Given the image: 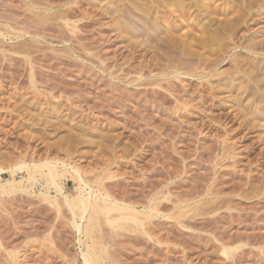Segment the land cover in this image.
Listing matches in <instances>:
<instances>
[{"label": "rangeland", "instance_id": "1", "mask_svg": "<svg viewBox=\"0 0 264 264\" xmlns=\"http://www.w3.org/2000/svg\"><path fill=\"white\" fill-rule=\"evenodd\" d=\"M114 1L0 0V183H18L0 191V264H264V0H183L182 17L141 0L160 20ZM44 161L66 165L69 199L89 192L75 166L107 205L156 206L146 236L70 212Z\"/></svg>", "mask_w": 264, "mask_h": 264}, {"label": "bare ground", "instance_id": "2", "mask_svg": "<svg viewBox=\"0 0 264 264\" xmlns=\"http://www.w3.org/2000/svg\"><path fill=\"white\" fill-rule=\"evenodd\" d=\"M106 1V0H105ZM114 1V0H113ZM122 1V0H121ZM125 1V0H124ZM143 1V0H142ZM141 0H126V2H119V4H118V6L119 7H122V6H128L131 10H132V8H136L138 5H140V9H142V11L140 10L139 11V9H138V11L139 12H141V13H144V14H146V16L147 17H149V18H159V20L160 19H162V18H165L166 17V15H168V14H164V13H160L158 10H156V8H153L152 6H153V3H157V5H159L160 7H161V5H162V7H161V10L162 11H164L163 10V6H165V5H167V8L169 9H173V7L174 6H176L175 8L176 9H173V11H171L170 10V12H173V15H175L176 14V12L178 13L179 11H176L177 9H179V8H177V6L178 5H175V4H180V6H181V3H182V1L183 0H168V2H164V0H155V2H153V3H151L150 1H148V3L150 2L151 4H147V6H146V8H145V3H143ZM144 1H147V0H144ZM154 1V0H153ZM161 1H162V3H161ZM166 1V0H165ZM195 1V0H194ZM197 1H199V0H197ZM211 1V0H210ZM224 1V0H223ZM230 1V3H231V0H229ZM228 1V2H229ZM234 1V0H233ZM33 2V1H32ZM36 2V1H35ZM67 2H68V0H67ZM66 2V3H67ZM115 2V1H114ZM118 2V1H117ZM116 2V3H117ZM196 2V1H195ZM218 2H219V0H218ZM235 2V1H234ZM30 3V2H29ZM34 3V2H33ZM32 3V4H33ZM120 3H121V5H120ZM184 3V2H183ZM182 3V4H183ZM199 3V2H198ZM224 3H225V1H224ZM229 3V4H230ZM35 4V3H34ZM76 4V3H75ZM74 4V5H75ZM78 4V3H77ZM205 4V3H204ZM215 4V3H214ZM262 4V3H261ZM28 5V4H27ZM114 5V4H113ZM225 5V4H224ZM263 5V4H262ZM31 6V5H30ZM33 6V5H32ZM134 6V7H133ZM158 6V7H159ZM207 5H205V7H206ZM213 6H215V5H213ZM264 6V5H263ZM118 7V8H119ZM144 9H143V8ZM156 7V6H155ZM160 7H159V9H160ZM179 7V6H178ZM186 7V6H185ZM187 7H188V5H187ZM192 7L194 8V6H193V4H192ZM209 7V6H208ZM216 7V6H215ZM215 7H213V11H214V9H215ZM262 7V6H261ZM30 8V7H29ZM51 8V7H50ZM52 8H54V7H52ZM71 8H73V6L71 7ZM80 9H78V10H81V7H79ZM116 8V7H115ZM128 8V9H129ZM181 8V7H180ZM210 8V7H209ZM209 8H207V9H209ZM263 8V7H262ZM68 9V8H67ZM67 9L65 10V12H63V10H62V12L63 13H60L59 15H58V13L59 12H55L54 13V15H55V17H56V19H58V18H68V19H66V20H64L65 21V26L63 25V27L64 28H66V27H70V32L69 33H71V34H74V29H75V21L73 22L72 20V24H70V23H67V20H69V17L71 18V16H69L70 15V13L71 12H76V9L74 10V8H73V10L74 11H72V9H70V10H68L67 11ZM121 9V8H120ZM146 9V10H145ZM182 9V8H181ZM197 9H199L198 7H197ZM206 9V10H207ZM212 9V8H211ZM119 10V9H118ZM117 10V11H118ZM134 10V9H133ZM145 10V11H144ZM175 10V11H174ZM184 10H185V8H184ZM189 10H191V9H189ZM232 10V9H231ZM236 10H237V8H236ZM51 11V10H50ZM49 11V12H50ZM59 11V10H58ZM87 11V10H86ZM121 11V10H120ZM136 12H137V10H135ZM186 11V10H185ZM212 11V12H213ZM257 11V10H256ZM80 12V11H79ZM82 12V11H81ZM80 12V13H81ZM124 12V11H123ZM132 13H133V11H131ZM149 12V13H148ZM150 12H152V13H150ZM167 12V11H166ZM182 12H183V9H182ZM190 12V11H189ZM202 12V11H201ZM207 12V11H206ZM211 12V11H210ZM239 12V11H238ZM34 13V12H33ZM117 13H119V12H117ZM131 13V14H132ZM135 13V12H134ZM175 13V14H174ZM188 13V12H187ZM200 13V12H199ZM233 13V12H232ZM257 13H259V12H257ZM38 14V13H37ZM42 14V13H41ZM62 14V15H61ZM78 14V13H77ZM85 14V16H86V13H84ZM87 14H88V12H87ZM124 14H126V13H124ZM140 14V13H139ZM154 14V15H153ZM156 14H158V16H156ZM179 14V13H178ZM194 14V13H193ZM193 14H192V16H193ZM201 14H203V12L201 13ZM233 14H235L234 16H239V14L237 15V13H233ZM49 13H48V16H46V17H49ZM52 15H53V13H52ZM51 15V17H53ZM79 15V14H78ZM98 15V14H97ZM181 17H182V15L184 16V12L182 13V14H179ZM186 15V14H185ZM254 15V14H253ZM261 15V14H260ZM36 16V15H35ZM38 16H39V14H38ZM80 16H83V14H81ZM85 16H83L84 18H85ZM88 16V15H87ZM87 16H86V18H87ZM90 16V15H89ZM100 16V15H99ZM115 16V15H114ZM113 16V17H114ZM134 16H135V18L138 16V15H134L133 14V18H134ZM141 17H143V15L141 14L140 15ZM146 16H144V17H146ZM201 16V15H200ZM211 16V15H210ZM245 16V15H244ZM248 16V15H247ZM51 17H49V18H51ZM74 17V16H73ZM79 17V16H78ZM97 16L95 15V17L93 16V18H96ZM115 17H117L118 18V16L116 15ZM143 17V18H144ZM146 17V18H147ZM173 17V16H172ZM176 17V16H175ZM43 18H44V16H43ZM75 18V17H74ZM77 18V17H76ZM80 18V17H79ZM88 18H92V17H88ZM97 18H99V17H97ZM110 18H112V16L110 17ZM128 18V17H127ZM138 18V17H137ZM140 18V17H139ZM192 18V17H191ZM233 18V17H232ZM238 18H240V16L238 17ZM243 18V17H242ZM241 18V19H242ZM254 18H256V17H254ZM181 18L179 17V20H180ZM245 19V18H244ZM244 19H242V20H244ZM252 19V18H251ZM58 20H60V19H58ZM63 20V19H62ZM116 20V19H115ZM167 20V19H166ZM234 20H236L235 18H234ZM253 20V19H252ZM144 21V20H143ZM153 21V20H152ZM164 21V20H163ZM232 21V20H231ZM231 21H229V22H231ZM237 21V20H236ZM92 22V21H91ZM145 22V21H144ZM143 22V23H144ZM156 22V21H155ZM155 22H153V23H155ZM161 22H162V20H161ZM218 22V21H217ZM226 22V21H225ZM229 22H226V23H228L229 24ZM64 23V22H63ZM89 23V22H88ZM146 23V22H145ZM218 23H221V22H218ZM241 23H243V21L241 22ZM246 23V22H245ZM70 24V25H69ZM230 24H232V23H230ZM236 24V23H235ZM238 24H239V22H238ZM247 24V23H246ZM220 25H224V23H222V24H220ZM227 25V24H226ZM225 25V26H226ZM240 25V24H239ZM218 26V25H217ZM235 26V25H234ZM247 26V25H246ZM6 27H7V25H6ZM164 27V26H163ZM224 27V26H223ZM228 27V26H227ZM238 27V26H237ZM9 28V27H8ZM6 29V28H5ZM161 29V28H160ZM160 29H159V31H160ZM221 29V28H220ZM223 29V28H222ZM68 30V31H69ZM158 30V29H157ZM208 30V29H207ZM215 30V29H214ZM6 31V30H5ZM4 30H3V32L4 33H0V36L1 37H3V38H0V39H4V37L5 36H7L8 34L5 32ZM210 31V30H209ZM216 31V30H215ZM214 31V32H215ZM211 32V31H210ZM10 33V32H9ZM213 33V32H212ZM215 33H217V32H215ZM11 34V33H10ZM18 34V33H17ZM17 34H15V35H17ZM209 34H211V33H209ZM12 35V34H11ZM24 35V34H23ZM22 35V36H23ZM203 35V34H202ZM204 35H205V33H204ZM217 35V34H216ZM9 36V35H8ZM20 36V35H19ZM207 36V35H206ZM213 37H214V35H212ZM10 37V36H9ZM13 37H14V35H13ZM16 37V36H15ZM208 37V36H207ZM212 37V38H213ZM18 38V37H17ZM172 38V37H171ZM202 38H203V36H202ZM212 38H211V40H212ZM13 39V38H12ZM165 39H168L167 37L165 38ZM170 39V38H169ZM173 39H174V37H173ZM196 39H198V38H196ZM203 39H205V38H203ZM163 40V39H162ZM162 40H160V41H162ZM171 40V39H170ZM194 40V39H193ZM200 40H201V38H200ZM199 40V41H200ZM207 40H209V39H207ZM210 40V41H211ZM3 41V40H2ZM1 41V42H2ZM167 41H169V40H167ZM196 41V40H195ZM202 41V40H201ZM200 41V42H201ZM210 41H209V43H210ZM264 41V40H263ZM263 41H261V43H263L264 44V42ZM166 42V41H165ZM173 42V41H172ZM167 43H169V42H167ZM195 43V42H194ZM197 43V42H196ZM212 43V42H211ZM4 44V43H3ZM18 44V43H17ZM202 44H204V42L202 43ZM207 44V43H206ZM2 45V44H1ZM19 45V44H18ZM185 45V44H184ZM186 46V45H185ZM201 46V45H200ZM203 47H204V45H202ZM201 46V47H202ZM261 46V45H260ZM187 47V46H186ZM185 48V47H184ZM183 48V49H184ZM190 47H187V49H189ZM181 49V48H180ZM186 49V48H185ZM184 49V50H185ZM261 49H263V47L261 48ZM253 50V49H252ZM263 51H264V49H263ZM27 53V52H26ZM264 66V65H263ZM253 68V67H252ZM263 68V67H262ZM257 69V68H256ZM255 70V69H254ZM264 70V69H263ZM258 71V70H257ZM257 71H256V74H257ZM261 72H263V74H264V71H261ZM259 73V72H258ZM262 74V73H261ZM260 76H264V75H260ZM264 78V77H263ZM262 77H261V79H263ZM263 81H264V79H263ZM260 80H259V84H260ZM257 87V86H256ZM259 89V88H258ZM262 89V88H261ZM264 89V88H263ZM52 162V161H51ZM50 161L48 162V161H44V162H42V163H40V164H34L33 163V165H32V168H34L33 170H38L40 173H38V172H36V174L38 173L39 175H40V177L42 178V179H44V189H46V191L47 190H54L55 191V193H57V194H59V195H63V200H64V203L67 205V207L69 208V211L70 212H74V210L76 211V209L80 212V218H81V220H83L85 217H84V215L86 214V213H88V219L90 220L91 218H95L99 213H102V215L104 216L103 218H104V222H105V224L108 226V229H110V231L111 230H113L114 232H116L115 234H118V229H121L120 231H122V229H124L125 231H127V232H135L134 234H136L137 232L136 231H139V232H142L143 234H145L146 232H145V230L146 229H144L145 227L144 226H146V224L144 225V223H145V220H151V218L153 217V215L156 213V210H157V208H156V206L154 207V206H151V208L148 210V211H146V212H143V213H138L134 208H131V207H129V205H127V206H124V205H122V206H120V205H118V204H116L117 202H115V200H114V202H115V204L113 203V204H111L110 205V203H108L109 205H107V202H106V200H105V198L108 196H106L105 195V198H102V196L99 194V195H97V193L96 194H94V192L91 190V188H90V184L86 181V180H84V178L82 177V173H81V171L78 169V168H74V167H70V170H71V173L76 177V179H77V181H78V183H79V186H80V190H82V191H84L85 192V190H89V192H87L86 194H82V195H80L78 198H77V200H73V199H69L68 198V196L67 195H64V188H63V186L60 184V182H59V180H60V175H59V173H58V169H56V167L55 166H62V167H66V165L64 164V162L62 163V162H55V163H51ZM31 165H27L26 163H22V164H19V165H16L15 167H14V169L13 170H11L10 171V175H14L15 174V172L16 171H18V170H25V171H29L30 170V166ZM60 166V167H61ZM73 166V165H72ZM32 170V171H33ZM3 170L2 169H0V173L2 172ZM46 171V172H45ZM31 173V172H30ZM83 178V179H82ZM31 181H33V182H36L37 180L35 179V177L34 176H32V175H29L28 176V178H27V182L28 183H30ZM16 185H18V183H15V181H14V179H12V181H9V182H6L5 184H1L0 183V191L1 190H3L5 187H7V186H9V187H15ZM22 189H23V187H22ZM97 191H98V189H97ZM48 192V191H47ZM46 192V193H47ZM83 192V193H84ZM99 192H102V190H99ZM43 196H45V195H43ZM76 199V198H75ZM106 199H108V198H106ZM116 199V198H115ZM110 200V199H109ZM93 203H92V202ZM97 201H99V202H97ZM111 203H112V201H111ZM123 203H124V201H123ZM122 203V204H123ZM158 212V211H157ZM99 216V215H98ZM141 216V217H140ZM154 218V217H153ZM99 219H101L100 217H99ZM98 220V219H97ZM99 222L100 221H98V223H96L95 222V224H89V225H87L86 227H84L85 228V234L86 235H89V234H92L93 233V231L95 230V229H99L100 228V224H101V226H102V221L100 222V224H99ZM75 229H77V230H79V228H80V226L79 225H76L75 227H74ZM100 230H101V228H100ZM82 232V231H81ZM83 232V233H84ZM95 232V231H94ZM112 232V231H111ZM145 232V233H144ZM113 233V232H112ZM131 233V234H132ZM115 234H113V235H115ZM84 235V234H83ZM149 235V234H148ZM90 236V235H89ZM92 236V235H91ZM145 236H146V234H145ZM150 237H151V235H149ZM148 236V238L149 239H151L150 237ZM103 237V236H102ZM104 239H105V237L103 238V241H104ZM102 239H99L98 237L96 238V237H94V238H91V241H92V244H93V247H92V249L93 250H95L94 249V247L97 245V243L98 242H100ZM107 240V239H106ZM109 241V240H108ZM105 242V241H104ZM107 242V241H106ZM96 244V245H95ZM89 249V248H88ZM91 249V248H90ZM234 250V249H233ZM232 250V251H233ZM90 251V250H89ZM104 251V250H103ZM229 249H223L222 250V253L224 254V255H228L229 254ZM100 253H102V252H100ZM104 253H106V252H104ZM97 256V255H96ZM98 256H99V258L101 259V257H100V254H98ZM101 256H102V254H101ZM82 258H83V261L86 263V264H96V260L97 259H93V257H91V256H89V254L88 253H86V254H83L82 255ZM100 259H98V260H100Z\"/></svg>", "mask_w": 264, "mask_h": 264}]
</instances>
